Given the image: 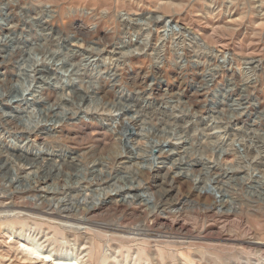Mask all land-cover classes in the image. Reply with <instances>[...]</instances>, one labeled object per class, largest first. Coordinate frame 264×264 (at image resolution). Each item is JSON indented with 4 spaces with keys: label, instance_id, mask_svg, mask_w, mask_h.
I'll list each match as a JSON object with an SVG mask.
<instances>
[{
    "label": "rangeland",
    "instance_id": "rangeland-1",
    "mask_svg": "<svg viewBox=\"0 0 264 264\" xmlns=\"http://www.w3.org/2000/svg\"><path fill=\"white\" fill-rule=\"evenodd\" d=\"M0 20V264H24L25 238L1 216L15 193L66 204L69 217L84 197L98 206L91 226L23 211L14 231L56 260L99 264L95 246L106 264H264V247L248 244L264 243V0H0ZM117 114L135 116L136 131ZM28 118L47 129L31 134ZM139 184L156 199H126L121 231L108 215L123 204L115 194ZM154 202L165 205L156 216ZM179 215L184 229L171 228Z\"/></svg>",
    "mask_w": 264,
    "mask_h": 264
},
{
    "label": "bare ground",
    "instance_id": "bare-ground-1",
    "mask_svg": "<svg viewBox=\"0 0 264 264\" xmlns=\"http://www.w3.org/2000/svg\"><path fill=\"white\" fill-rule=\"evenodd\" d=\"M8 3V2H7ZM7 7V6H6ZM123 17H125L124 18V21L125 22H129V20H130V17L128 16V15H125V16H123ZM29 18V17H28ZM151 19V18H150ZM156 19L159 21V22H162V24H163V26H164V28H171L172 27V24L174 23V21L172 20V19H169V18H167V17H165V16H157L156 17ZM44 20H45V18H44ZM1 21V20H0ZM42 21V20H41ZM48 21V20H47ZM46 22V21H45ZM158 22H156V24H157ZM34 24V23H33ZM121 24V23H120ZM128 25V24H127ZM42 26H44V25H42ZM135 28V27H134ZM150 29V28H149ZM125 32V31H124ZM176 35H180V37H184V36H187V37H191V39H193V40H195L196 41V43H198V44H201V41L199 40V38L196 36V35H193V34H191L190 32H188V31H185L184 29H179V31L177 32V31H173ZM45 33V32H44ZM51 33V32H50ZM126 33V32H125ZM152 34V33H151ZM157 34V33H156ZM44 36V35H43ZM49 36V35H48ZM58 37V36H57ZM160 38V37H159ZM179 37H177V38H175V39H178ZM44 39V38H43ZM67 39V38H66ZM14 40V39H13ZM18 42V41H17ZM49 43V42H48ZM92 43V42H91ZM202 45V44H201ZM156 46V45H155ZM44 48V47H43ZM46 48V47H45ZM147 48V47H146ZM87 49V48H86ZM85 49V50H86ZM92 49V48H91ZM156 50V49H155ZM74 51V50H73ZM87 51V50H86ZM98 51V50H97ZM103 51V50H102ZM56 52V51H55ZM94 52V51H93ZM57 53V52H56ZM104 53V52H103ZM115 53V52H114ZM213 53H214V56L215 57H218V59H219V62H221V64L223 63H225V62H227L228 61V59H227V57H226V55L227 54H225V55H222L221 53H218V52H216V51H213ZM104 55V54H103ZM159 55V54H158ZM11 56V55H10ZM197 56V55H196ZM111 58V57H110ZM157 58V57H156ZM122 59H124V58H122ZM105 60V59H104ZM40 61V60H39ZM92 61V60H91ZM110 61V60H109ZM117 61V60H116ZM248 60H246V62H247ZM16 63V62H15ZM41 63V62H40ZM247 64V63H246ZM248 64L250 65V66H255V67H260V65H261V62L260 61H255V60H249V62H248ZM87 65V64H86ZM79 66V65H78ZM219 67V66H218ZM221 67V66H220ZM70 68V67H69ZM251 68V67H250ZM78 69V68H77ZM33 70V69H32ZM247 71V70H246ZM78 72V71H77ZM80 72V71H79ZM33 75V74H32ZM76 78V77H75ZM94 82V81H93ZM96 82V81H95ZM41 85V84H40ZM81 86V85H80ZM44 87V86H43ZM91 87V86H90ZM30 88V87H29ZM80 89V88H79ZM64 90V89H63ZM98 90V89H97ZM76 93H77V90H76ZM141 93V92H140ZM125 94L126 95H128V96H131V93H129V91L128 92H125ZM139 94V93H138ZM137 94V95H138ZM70 98V97H69ZM243 99V98H242ZM246 99V98H245ZM24 100V99H23ZM20 101V100H19ZM77 101V100H76ZM109 102V101H108ZM146 102V101H145ZM112 103V102H111ZM152 103V102H151ZM104 105V104H103ZM245 105V104H244ZM115 106H117V105H115ZM121 106V105H120ZM144 106V105H143ZM109 107V106H108ZM154 108V107H153ZM177 108V107H176ZM175 108V109H176ZM70 109V108H69ZM72 109V108H71ZM109 109V108H108ZM142 110V109H141ZM151 110V109H150ZM168 110V109H167ZM91 111V110H90ZM155 111V110H154ZM46 112V111H45ZM81 112V111H80ZM117 112V111H116ZM167 112V111H166ZM112 113V112H111ZM118 115V114H117ZM184 115V114H183ZM239 115V114H238ZM55 116V115H54ZM56 116H58L57 114H56ZM77 116V115H76ZM240 116V115H239ZM30 117H31V115H30ZM34 117V116H33ZM52 117V116H51ZM135 117V116H134ZM133 116H130L129 114H119L116 118H120L122 121H123V125L124 124H128L129 125V127H132V128H134V130L136 131V127L138 126V120L136 119V118H134ZM181 117V116H180ZM195 117V116H194ZM200 117V116H199ZM34 119H35V117H34ZM33 119V120H34ZM141 119V118H140ZM32 120V118H28L27 119V121L29 122H32L35 126H34V129H32V131H31V134H34V135H39V134H42L43 132H44V130H46L47 128L45 127V126H43V125H41V123L40 122H34ZM61 120V119H60ZM64 120V119H63ZM36 121V120H35ZM62 121V120H61ZM149 121V120H148ZM194 121V120H193ZM144 122V121H143ZM151 122H152V120H151ZM155 122V121H154ZM218 122V121H217ZM226 122H228V121H226ZM174 123V122H173ZM178 123V122H177ZM211 123V122H210ZM140 125V124H139ZM33 126V125H32ZM171 126V125H170ZM128 127V128H129ZM32 128V127H31ZM29 129V128H28ZM163 129V128H162ZM31 130V129H30ZM113 132V130L111 129L110 130V132ZM143 131V130H142ZM122 132L123 131H121L120 129H119V131L117 132V137H119L120 138V140H121V142L123 141V139L121 138V136H124V134L122 135ZM224 132V131H223ZM173 133V132H172ZM5 134V133H4ZM138 134V133H137ZM137 134H135V136L137 135ZM168 134H170V132L168 133ZM231 134H233V133H231ZM237 134V133H236ZM235 134V135H236ZM139 135V134H138ZM178 135V134H177ZM12 136H14V135H12ZM178 137V136H177ZM134 138V136L133 137H131L130 139H133ZM142 138V137H141ZM254 138V137H253ZM252 138V139H253ZM166 139V138H165ZM46 140V139H45ZM220 140V139H219ZM261 140V139H260ZM8 141H6V143H7ZM152 142V141H151ZM235 142V141H234ZM168 141L167 140H160V142H158L157 141V143L156 144H158V146H160V148H161V150L163 149V148H166L165 146L166 145H168ZM243 143V142H242ZM53 144V143H52ZM218 144V143H217ZM43 145H45L46 146V144H43ZM242 145V144H241ZM248 145V144H247ZM250 145V144H249ZM7 146V145H6ZM49 146H50V144H49ZM155 146V145H154ZM157 146V145H156ZM234 147V146H233ZM21 148V147H20ZM61 148V147H60ZM247 148V147H246ZM128 149H133V147H128ZM63 152H65L66 151V149L64 150V149H61ZM123 150V149H122ZM157 150V149H156ZM164 150V149H163ZM218 150V149H217ZM243 150V149H242ZM244 150H246V149H244ZM17 151V150H16ZM248 151V150H247ZM251 151H253V150H251ZM43 152V151H42ZM238 152V151H237ZM229 153H231V152H229ZM235 153V152H234ZM243 153V152H242ZM252 153V152H251ZM247 154H248V152H247ZM218 155V154H217ZM223 156L224 155H227V153H224L223 152V154H222ZM250 155V154H249ZM234 156V155H233ZM237 156V155H236ZM261 156V155H260ZM129 157V156H128ZM150 157V156H149ZM12 158V157H11ZM21 158V157H20ZM233 158V157H232ZM257 158V157H256ZM33 159H34V157H33ZM189 159V158H188ZM13 160V159H12ZM151 160V159H150ZM237 160V159H236ZM19 161V160H18ZM10 162V161H9ZM229 162V161H228ZM237 162V161H236ZM179 163H181V162H179ZM113 164V163H112ZM231 164V163H230ZM102 165V164H101ZM151 165H153L152 163H151ZM235 165V164H234ZM233 165V166H234ZM254 165V164H253ZM221 166V165H220ZM6 167H8V166H6ZM89 166H87V167H85V169L87 170V168H88ZM92 167H93V165H92ZM95 167V166H94ZM225 167H226V169H227V167H229L228 166V164H225ZM18 168H19V170H26L25 169V166L24 165H21V163H19V165H18ZM149 168H151V166L149 167ZM174 168V167H173ZM221 168H223V167H221ZM1 169V168H0ZM16 169V168H15ZM90 169V168H89ZM93 169V168H92ZM99 169V168H98ZM153 169V168H152ZM151 169V170H152ZM9 170H11L10 168H8V171ZM13 170V169H12ZM18 170V169H17ZM18 170V171H19ZM228 170V169H227ZM229 170H231V169H229ZM237 170H238V168H237ZM7 171V170H6ZM41 171V170H40ZM59 171V170H58ZM88 171V170H87ZM149 171V170H148ZM257 171V170H256ZM36 172V171H35ZM211 172V171H210ZM90 173V172H89ZM33 174V173H32ZM60 174V173H59ZM93 174V173H92ZM111 174V173H110ZM7 175H9V173L7 174ZM6 175V176H7ZM14 175V174H13ZM12 175V176H13ZM2 176H3V174H2ZM5 176V177H6ZM11 176V175H10ZM11 176V177H12ZM135 176V175H134ZM218 176H219V174H218ZM245 176V175H244ZM264 176V175H263ZM246 177V176H245ZM186 178V177H185ZM204 178V177H203ZM16 179H18V178H16ZM135 179H136V177H135ZM234 179V178H233ZM0 180H3V179H0ZM9 180H10V178H9ZM15 180V176L13 177V178H11V181H13V182H15L14 181ZM26 180H27V178H26ZM204 180V179H203ZM10 181V182H11ZM142 181V180H141ZM208 181H210V180H208ZM12 182V184H14ZM103 182V181H102ZM138 182L140 183V181L138 180ZM172 182V181H171ZM247 182V181H246ZM107 183H109V181H106V183L105 184H107ZM115 183V182H114ZM215 183V182H214ZM2 184V183H1ZM0 184V185H1ZM112 185V184H111ZM246 185V184H245ZM6 186V185H5ZM116 186V185H115ZM121 186V185H120ZM134 186H136V185H134ZM150 185H147V184H144V185H142V184H139L137 187H132V188H125V186L124 187H119V186H117V187H119V189H118V191L116 192V194H115V196L116 197H118V198H121V200H122V203L123 204H121V205H114L113 207H112V211L111 212H109V216L111 217H114V218H117V222H115V224H114V226H116V228L117 229H120L121 231H122V228H123V226H122V223L120 222V221H122V219H124V217L125 216H127V212H128V208L126 207V205L124 204L125 203V200L126 199H128V198H132V200H136V199H138L139 198V195L143 192L144 194H146V195H148L149 194V198H151V199H156V194H155V192H153V190H152V188H150L149 187ZM262 186V185H261ZM3 188H4V186H2ZM7 187H9L10 188V184H9V186H7ZM6 188V187H5ZM86 189V188H85ZM5 190V189H4ZM103 190V189H102ZM250 190V189H249ZM8 191H10V190H8ZM24 191V190H23ZM37 191V190H36ZM35 191V192H36ZM38 192V191H37ZM68 192V191H67ZM9 193V192H8ZM7 193V194H8ZM256 193V192H255ZM230 194V193H229ZM2 195V194H1ZM5 195V194H4ZM10 195V194H9ZM217 195H220V194H217ZM216 195V196H217ZM20 196V194H17V193H15V194H13V195H10V196H7V198H6V200H8V201H10L9 203H10V205H9V207H7V208H9V210H7V211H5V213H2V217H5V216H3V215H6V220H9V219H11V223H10V227H9V229H10V231H11V233L12 234H17L19 237H22V238H25V241H26V243L25 244H19L20 246H18L17 248H16V252H18L20 255H21V260H22V262H24V264H82V262H81V257H80V255L78 254V253H76V252H73V253H64V254H62V255H60V257H59V259L58 260H56V259H54V254H53V250H48V249H45V247L43 246V243H41L40 242V240L39 239H37V237L36 236H33V235H25L24 233H21V232H19V233H17L16 231H14L15 230V225L17 224V223H19V224H22V225H24V223L21 221V219H25L26 218V215H23V211H26V212H31V213H33V214H38V215H43V216H47V217H56V218H59V219H61L63 222H66L67 224H69V223H71L72 221H74V222H77V223H80V224H82V225H87V224H90V217L91 216H93L92 214H94L96 211H97V207L98 206H96V205H90V204H87L88 202L87 201H89V198H87V197H84V199H83V201H82V205H84L85 207V209L83 210V211H81L82 213H80V214H78V215H74V216H72V217H69V215L70 214H68L67 215V212H70V209H69V207H67V205L65 204V205H62V206H56V207H54V209L52 210V208L51 209H48V206H47V204H49V203H47L46 201L44 202L43 201V203H41L40 205L39 204H37V203H30V202H24V201H18L17 200V198ZM23 196H24V194H23ZM45 196V195H44ZM73 196V195H72ZM112 196V195H111ZM232 196V195H231ZM2 197V196H1ZM110 198V195H109V192H107V194L105 195L104 194V196H103V199L104 198ZM147 197V196H146ZM20 198H21V196H20ZM73 198V197H72ZM241 198V197H240ZM2 198H0V200H1ZM39 199V198H38ZM59 199V198H58ZM243 199V198H242ZM53 200V199H52ZM67 200V199H66ZM72 200H74V199H71L70 201H72ZM94 200H96V199H94ZM166 200V199H165ZM214 200V199H213ZM244 200V199H243ZM2 201V200H1ZM48 201V200H47ZM118 201V200H117ZM142 201V200H141ZM162 201V200H161ZM164 201V200H163ZM50 202H52V201H50ZM65 202V201H64ZM76 202H77V200H76ZM79 202V201H78ZM119 202V201H118ZM215 202V201H214ZM7 203V202H6ZM80 204H81V202H79ZM134 203H136V202H134ZM155 203V202H154ZM177 203V202H176ZM231 203V202H230ZM232 203H233V201H232ZM94 204V203H93ZM141 204V203H140ZM166 204V203H165ZM5 205V204H4ZM51 205V204H50ZM160 206V207H159ZM165 206V205H164ZM164 206H161V204L160 203H155L154 204V206H153V209L150 211V213L152 214V216H156V215H158L160 212H161V209H162V211H163V208H164ZM174 206H176V205H174ZM224 206V205H223ZM231 206V205H230ZM234 206V205H233ZM5 207V208H6ZM50 207V206H49ZM2 208V207H1ZM4 208V209H5ZM6 208V209H7ZM63 208V209H62ZM222 208V207H221ZM232 208V207H231ZM146 209V208H145ZM224 209V208H223ZM19 211L18 213H16V211ZM144 210V209H143ZM211 210V209H210ZM3 211V210H2ZM10 211H13V213H9ZM173 211V210H172ZM25 212V213H26ZM56 212H58V214H56ZM144 212V211H143ZM175 212V211H174ZM241 212V211H240ZM64 214H66V215H64ZM123 215V218L122 217H119L118 215ZM134 214V213H133ZM178 214H179V211H178ZM240 214V213H239ZM181 215H182V213H181ZM207 215V214H206ZM227 215V214H226ZM118 216V217H117ZM146 217V216H145ZM179 217H180V215L179 216H177L176 218H175V220H173L172 222H171V224L169 223L168 225L171 227V228H174L175 226H179V227H181L182 229H184V225H181L180 223H178L179 222ZM109 218V217H108ZM112 219V218H111ZM153 219V218H152ZM157 221V220H156ZM155 221V222H156ZM222 221V220H221ZM241 221V220H240ZM94 224V223H93ZM97 224V223H96ZM180 224V225H179ZM184 224V223H183ZM65 225V224H64ZM78 226H80V225H78ZM83 226V227H84ZM88 226V225H87ZM90 226H91V224H90ZM94 226V225H93ZM99 226V225H98ZM140 227V226H139ZM145 227V226H144ZM57 228H61V229H64V230H66V229H69L70 231H79V229H77V227L75 228H72V227H67V226H64V227H60V226H57ZM80 228V227H79ZM100 228H102V227H100ZM110 228V227H109ZM143 228V227H142ZM103 229V228H102ZM115 229V228H114ZM116 229V230H117ZM125 229V228H124ZM126 229H128L127 227H126ZM140 229V228H139ZM169 229V228H168ZM170 230V229H169ZM115 231V230H114ZM124 231V230H123ZM142 231V230H141ZM192 231V230H191ZM112 232V231H111ZM116 232V231H115ZM118 232H119V230H118ZM135 232V231H134ZM143 232V231H142ZM141 232V233H142ZM147 232V231H146ZM146 232L144 231L143 232V234H146ZM181 232V231H180ZM126 233V232H125ZM86 234V233H85ZM162 234V233H161ZM136 235V234H135ZM123 236V235H122ZM143 236H145V235H143ZM147 236V235H146ZM17 237V236H16ZM169 237V236H168ZM54 238V237H53ZM139 238V237H138ZM166 238V237H165ZM164 238V239H165ZM187 238V237H186ZM159 239V238H158ZM161 239V238H160ZM163 239V238H162ZM168 239V238H167ZM193 239H195V238H193ZM196 239H198V238H196ZM192 240V239H191ZM212 240V239H211ZM110 241V240H109ZM246 242V241H245ZM236 243V242H235ZM243 243V242H242ZM46 244V243H45ZM188 244V243H187ZM248 244H252L253 246L254 245H256V246H259V247H264V243L263 242H259V243H256V242H248ZM240 245V244H239ZM151 247V246H150ZM149 248V247H148ZM84 249H85V247H84ZM61 251V250H60ZM56 252V251H55ZM106 252V251H105ZM86 253V252H85ZM89 257L91 258V259H94V260H96V259H99L98 261H99V264H106V259H107V254H103V256H100V253L96 250V247L94 246L90 251H89ZM84 255V254H83ZM82 256V255H81ZM224 257V256H223ZM83 258V257H82ZM86 258V257H85ZM52 261H53V263H52ZM223 261V260H222Z\"/></svg>",
    "mask_w": 264,
    "mask_h": 264
},
{
    "label": "water",
    "instance_id": "water-1",
    "mask_svg": "<svg viewBox=\"0 0 264 264\" xmlns=\"http://www.w3.org/2000/svg\"><path fill=\"white\" fill-rule=\"evenodd\" d=\"M128 131H131V130H128Z\"/></svg>",
    "mask_w": 264,
    "mask_h": 264
}]
</instances>
